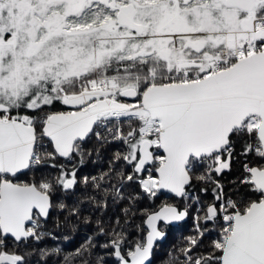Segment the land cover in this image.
<instances>
[{
  "label": "snow or ice",
  "instance_id": "obj_1",
  "mask_svg": "<svg viewBox=\"0 0 264 264\" xmlns=\"http://www.w3.org/2000/svg\"><path fill=\"white\" fill-rule=\"evenodd\" d=\"M189 220L158 264H264V0H0V264Z\"/></svg>",
  "mask_w": 264,
  "mask_h": 264
},
{
  "label": "trees",
  "instance_id": "obj_2",
  "mask_svg": "<svg viewBox=\"0 0 264 264\" xmlns=\"http://www.w3.org/2000/svg\"><path fill=\"white\" fill-rule=\"evenodd\" d=\"M163 199L164 197H161L160 200H157L156 205L158 206ZM190 224H191V220L187 221L186 223H180L179 225L174 224L173 226H168V228L166 229L168 233L167 239L163 242V244L158 249L157 261H155L154 264H158V261L164 257L168 248L177 241L181 232H184L185 234L187 233V229L190 226ZM82 235L83 233H81V236ZM79 242H80L79 239L75 240L73 242V246H75V244Z\"/></svg>",
  "mask_w": 264,
  "mask_h": 264
},
{
  "label": "water",
  "instance_id": "obj_3",
  "mask_svg": "<svg viewBox=\"0 0 264 264\" xmlns=\"http://www.w3.org/2000/svg\"><path fill=\"white\" fill-rule=\"evenodd\" d=\"M174 225V224H173ZM173 225H170V226H173Z\"/></svg>",
  "mask_w": 264,
  "mask_h": 264
}]
</instances>
